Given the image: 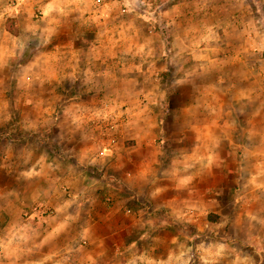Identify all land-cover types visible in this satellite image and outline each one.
Returning a JSON list of instances; mask_svg holds the SVG:
<instances>
[{
    "label": "clouds",
    "instance_id": "1",
    "mask_svg": "<svg viewBox=\"0 0 264 264\" xmlns=\"http://www.w3.org/2000/svg\"><path fill=\"white\" fill-rule=\"evenodd\" d=\"M0 264H264V0H0Z\"/></svg>",
    "mask_w": 264,
    "mask_h": 264
}]
</instances>
